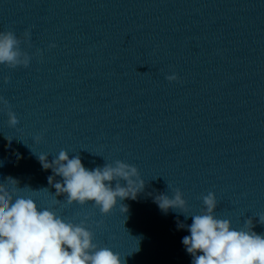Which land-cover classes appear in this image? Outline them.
<instances>
[{
  "label": "clouds",
  "instance_id": "obj_1",
  "mask_svg": "<svg viewBox=\"0 0 264 264\" xmlns=\"http://www.w3.org/2000/svg\"><path fill=\"white\" fill-rule=\"evenodd\" d=\"M30 42L31 29H25L20 36L13 30L0 31V65L9 69L28 68L32 56L21 45L31 47ZM54 47V43L49 45ZM42 54L41 49L34 53L40 57ZM8 79L5 77V83ZM166 79L172 82L179 77L171 74ZM0 102L5 106L9 103L3 97ZM7 116L9 126L19 123L10 109ZM5 139L9 143L12 140L7 136ZM41 139L37 136L35 142ZM39 161L45 170L51 169L53 173L48 183L55 188V197L63 195L68 205L91 203L105 216L119 202L136 200L145 189L138 168L121 160L88 169L79 154L70 158L62 149L52 161L48 160V154H40ZM57 176L62 179L54 181ZM18 183L12 177L0 183V264H126L124 256L94 242V233L87 227L88 217L72 223L53 210L41 209L32 198L18 195L23 190ZM202 201V213L189 216L185 214L188 204L180 189H175L171 197L165 193L154 197L162 212L171 209L183 214L185 219L191 217L190 225L177 221L178 229L187 228L190 233L182 238V244L192 257L191 264H264V234L253 230V219H245L243 227L235 229L230 220L215 215L218 207L215 193L203 195ZM119 208L122 214L128 211L122 203ZM257 217V222L264 225V214Z\"/></svg>",
  "mask_w": 264,
  "mask_h": 264
}]
</instances>
